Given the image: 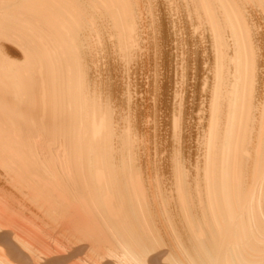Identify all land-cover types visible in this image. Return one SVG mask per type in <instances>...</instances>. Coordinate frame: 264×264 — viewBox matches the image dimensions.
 Here are the masks:
<instances>
[{"label":"bare ground","instance_id":"bare-ground-1","mask_svg":"<svg viewBox=\"0 0 264 264\" xmlns=\"http://www.w3.org/2000/svg\"><path fill=\"white\" fill-rule=\"evenodd\" d=\"M0 264H264V0H0Z\"/></svg>","mask_w":264,"mask_h":264},{"label":"rangeland","instance_id":"rangeland-1","mask_svg":"<svg viewBox=\"0 0 264 264\" xmlns=\"http://www.w3.org/2000/svg\"><path fill=\"white\" fill-rule=\"evenodd\" d=\"M5 48V53L7 55L8 58H10L11 60H17L18 57L16 56V50L14 47H12L11 45H5L4 46ZM161 69V73L165 74V71ZM163 85L166 87L167 86V83L166 82H163Z\"/></svg>","mask_w":264,"mask_h":264}]
</instances>
